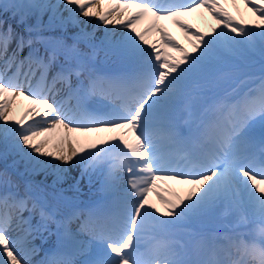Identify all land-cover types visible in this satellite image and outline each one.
<instances>
[{
  "label": "snow or ice",
  "instance_id": "snow-or-ice-1",
  "mask_svg": "<svg viewBox=\"0 0 264 264\" xmlns=\"http://www.w3.org/2000/svg\"><path fill=\"white\" fill-rule=\"evenodd\" d=\"M243 3L256 23L220 0L0 2V264H264V240L225 261L174 240L186 226L203 240L220 209L264 233V0ZM200 9L211 31L185 19ZM20 98L31 103L17 119ZM73 169L68 197L56 186ZM85 178L105 195L82 200Z\"/></svg>",
  "mask_w": 264,
  "mask_h": 264
},
{
  "label": "bare ground",
  "instance_id": "bare-ground-1",
  "mask_svg": "<svg viewBox=\"0 0 264 264\" xmlns=\"http://www.w3.org/2000/svg\"><path fill=\"white\" fill-rule=\"evenodd\" d=\"M222 2V3H221ZM257 2H259V0H257ZM220 3L221 5L224 7L226 6L227 7V10L232 14V15H239V16H242L244 18H246L248 21H250L252 24L256 23V18L255 16L253 15L252 12H249L247 10V8L245 7L244 3L239 1L237 4H234L232 3V0H220ZM66 14V13H65ZM45 17H48L47 15H44ZM188 18L186 20H188V22L190 21H195L196 23L198 24H201V25H204V26H207L208 24L211 25V27H215L216 26V21L215 19H213V17H211V21L207 24V22H205L204 20V14H202L201 12L197 11L196 13H193L189 16H187ZM143 24V23H142ZM141 24V25H142ZM141 25L139 27H141ZM206 31V30H205ZM186 43L188 45H191L190 41L186 40ZM18 103H19V100L16 101V107H15V117L18 119L19 117V110H18ZM0 146H4L3 143H0ZM69 180V178H68Z\"/></svg>",
  "mask_w": 264,
  "mask_h": 264
}]
</instances>
